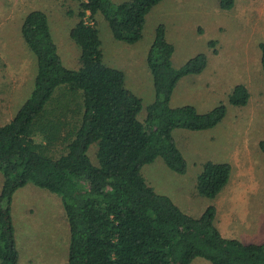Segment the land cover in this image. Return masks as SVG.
<instances>
[{
  "label": "trees",
  "instance_id": "trees-1",
  "mask_svg": "<svg viewBox=\"0 0 264 264\" xmlns=\"http://www.w3.org/2000/svg\"><path fill=\"white\" fill-rule=\"evenodd\" d=\"M75 1L76 8L67 12L75 15L69 34L80 49L76 68L62 63L44 10L30 9L20 25L35 55V73L30 96L0 123L5 212L15 188L29 181L57 193L69 231L67 264H187L196 256L212 264H264V241L222 235L213 204L198 216L188 214L156 192L140 170L161 156L171 169L184 171L186 160L172 130L209 128L224 116L221 101L204 112L190 103L170 105L178 79L200 72L205 55L174 66V46L159 23L146 54L154 99L138 118L141 98L125 85L123 70L103 60L94 14L102 13L114 38L134 43L142 36L145 14L159 0ZM234 1L219 0V6L230 8ZM259 48L264 69V41ZM248 97L247 86L236 83L228 101L243 105ZM94 141L96 162L87 154ZM258 143L264 153V139ZM230 170L228 162L206 160L196 178L197 192L215 196ZM8 222L0 232V264H15Z\"/></svg>",
  "mask_w": 264,
  "mask_h": 264
},
{
  "label": "rangeland",
  "instance_id": "rangeland-1",
  "mask_svg": "<svg viewBox=\"0 0 264 264\" xmlns=\"http://www.w3.org/2000/svg\"><path fill=\"white\" fill-rule=\"evenodd\" d=\"M114 2L120 0H112ZM75 0H0V123L8 121L30 96L35 73V55L23 41L20 25L32 8L47 14L50 32L61 61L70 68L79 65V46L69 30L75 15ZM103 60L123 70L125 85L142 101L138 118L154 99L152 75L146 62L148 47L159 23L173 46L174 66L203 53L206 65L200 72L181 76L170 105L193 104L204 112L220 101L226 112L214 126L204 129L176 127L172 136L186 160L184 171L167 166L161 156L141 166L146 182L168 195L182 211L198 216L208 204L215 207L214 221L225 223L226 237L243 242L264 241V69L259 43L264 41V0H235L221 8L219 0H159L145 14L142 36L134 43L113 37L102 13L94 14ZM236 83L249 90L243 105L228 101ZM247 138V139H246ZM97 142L87 154L96 162ZM206 160L225 161L231 166L227 183L213 197L197 192L195 183ZM248 177L235 184L236 170ZM4 176L0 171V191ZM0 200V232L12 226L15 264H67L69 231L59 195L29 181ZM8 214V217H7ZM187 264H212L196 256Z\"/></svg>",
  "mask_w": 264,
  "mask_h": 264
},
{
  "label": "crops",
  "instance_id": "crops-1",
  "mask_svg": "<svg viewBox=\"0 0 264 264\" xmlns=\"http://www.w3.org/2000/svg\"><path fill=\"white\" fill-rule=\"evenodd\" d=\"M235 173H236V181H234L235 184L241 183L242 181H244L245 177H248V172L246 171V169H243V168H238ZM218 226H219V229H220V232L222 235H224V233H226L228 231L227 224L222 222L221 226L220 225H218Z\"/></svg>",
  "mask_w": 264,
  "mask_h": 264
}]
</instances>
